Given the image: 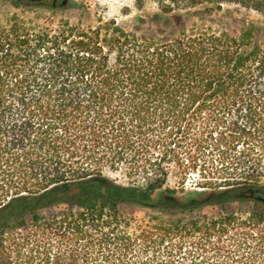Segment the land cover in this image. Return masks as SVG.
Wrapping results in <instances>:
<instances>
[{
	"label": "trees",
	"instance_id": "1",
	"mask_svg": "<svg viewBox=\"0 0 264 264\" xmlns=\"http://www.w3.org/2000/svg\"><path fill=\"white\" fill-rule=\"evenodd\" d=\"M158 2L0 22V264H264V0Z\"/></svg>",
	"mask_w": 264,
	"mask_h": 264
},
{
	"label": "rangeland",
	"instance_id": "2",
	"mask_svg": "<svg viewBox=\"0 0 264 264\" xmlns=\"http://www.w3.org/2000/svg\"><path fill=\"white\" fill-rule=\"evenodd\" d=\"M141 6V7H140ZM158 0H68L66 5H58L57 7H45L42 5H26L15 2L14 0H0V22L6 23L14 14L21 18L34 21H52L58 24L60 20H69L72 24H83V26H91L98 24L100 19H116L120 25L131 30L136 25L137 17L146 13H153L159 10ZM250 17L257 19L261 16L251 12ZM177 168L171 167V175L166 186L179 190L178 196L182 199L186 198L185 193H181L182 186L177 184L175 171ZM112 177L123 181L124 178L119 174H111ZM200 177L194 173L189 174L184 184L186 192L195 190L196 183L200 181ZM209 195L207 192L202 196ZM254 200L250 199L243 205L234 204L241 210L249 211L252 208ZM122 213L128 218L146 219L150 211L136 206H123ZM217 208L208 206L204 212L212 215L217 213ZM240 213V212H239ZM244 213V212H243ZM247 214V212H245Z\"/></svg>",
	"mask_w": 264,
	"mask_h": 264
},
{
	"label": "flooded vegetation",
	"instance_id": "3",
	"mask_svg": "<svg viewBox=\"0 0 264 264\" xmlns=\"http://www.w3.org/2000/svg\"><path fill=\"white\" fill-rule=\"evenodd\" d=\"M14 1L26 5H42L45 7H57L58 5H62L64 0H14ZM250 189L254 190V196L253 198L250 199L264 201V199L258 195L259 193L264 194L263 190L258 188H250Z\"/></svg>",
	"mask_w": 264,
	"mask_h": 264
},
{
	"label": "water",
	"instance_id": "4",
	"mask_svg": "<svg viewBox=\"0 0 264 264\" xmlns=\"http://www.w3.org/2000/svg\"><path fill=\"white\" fill-rule=\"evenodd\" d=\"M67 2H68V0H64L62 5L63 6L66 5ZM253 196H254V190H252V189H247L240 194V197H242V198H253Z\"/></svg>",
	"mask_w": 264,
	"mask_h": 264
}]
</instances>
